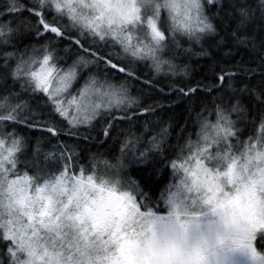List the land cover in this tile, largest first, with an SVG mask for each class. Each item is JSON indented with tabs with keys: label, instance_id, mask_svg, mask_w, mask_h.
<instances>
[{
	"label": "snow or ice",
	"instance_id": "snow-or-ice-1",
	"mask_svg": "<svg viewBox=\"0 0 264 264\" xmlns=\"http://www.w3.org/2000/svg\"><path fill=\"white\" fill-rule=\"evenodd\" d=\"M0 264H264V0H0Z\"/></svg>",
	"mask_w": 264,
	"mask_h": 264
},
{
	"label": "trees",
	"instance_id": "trees-1",
	"mask_svg": "<svg viewBox=\"0 0 264 264\" xmlns=\"http://www.w3.org/2000/svg\"><path fill=\"white\" fill-rule=\"evenodd\" d=\"M169 115L173 116L180 123H183V119H181L182 115H184L182 107L172 109L171 111H169ZM36 134L39 135V131H37Z\"/></svg>",
	"mask_w": 264,
	"mask_h": 264
}]
</instances>
